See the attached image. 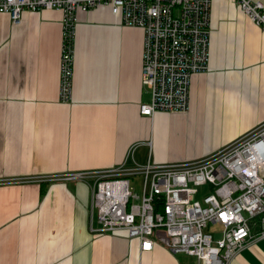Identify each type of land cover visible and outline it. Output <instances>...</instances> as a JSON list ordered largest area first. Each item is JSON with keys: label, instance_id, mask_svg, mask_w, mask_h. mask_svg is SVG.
<instances>
[{"label": "crops", "instance_id": "1", "mask_svg": "<svg viewBox=\"0 0 264 264\" xmlns=\"http://www.w3.org/2000/svg\"><path fill=\"white\" fill-rule=\"evenodd\" d=\"M209 32L188 110L143 116L140 28L105 6L79 13L62 103L61 13L25 11L17 25L0 14V264H189L161 244L141 252L125 231L99 232L88 184L47 178L194 161L263 123L264 32L232 0L212 1ZM248 244L231 264H264V240Z\"/></svg>", "mask_w": 264, "mask_h": 264}, {"label": "built area", "instance_id": "2", "mask_svg": "<svg viewBox=\"0 0 264 264\" xmlns=\"http://www.w3.org/2000/svg\"><path fill=\"white\" fill-rule=\"evenodd\" d=\"M212 1L0 0V14L17 25L25 11L61 13L59 100L71 103L78 14L109 7L122 25L144 33L142 84L151 99L139 106V112L153 116L188 110L192 77L208 70ZM232 1L264 32L261 2ZM135 176L142 179L140 203L135 202L130 187ZM47 179L86 182L98 231H125L139 243L141 252L161 244L174 255L195 258L197 264H231L248 243L264 240V122L214 155L194 161L131 167L122 163L104 171ZM206 185L213 191L199 192ZM210 225L218 226L219 231L206 232Z\"/></svg>", "mask_w": 264, "mask_h": 264}, {"label": "rangeland", "instance_id": "3", "mask_svg": "<svg viewBox=\"0 0 264 264\" xmlns=\"http://www.w3.org/2000/svg\"><path fill=\"white\" fill-rule=\"evenodd\" d=\"M130 187H131V190H132V193L134 196H136V200L135 202L136 203H140L141 201V196H142V179L140 176H135L133 178L130 179ZM207 191H213V187L211 185H206L204 187H201L199 189V192H207ZM219 227L218 226H208V228L205 230L206 232H209V233H215L216 231H219ZM188 263L189 264H197V261L195 258L193 257H188V256H185Z\"/></svg>", "mask_w": 264, "mask_h": 264}]
</instances>
